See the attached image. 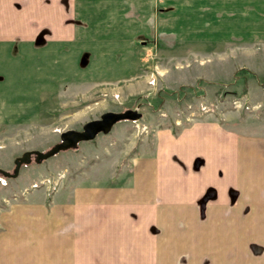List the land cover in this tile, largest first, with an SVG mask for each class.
<instances>
[{"label":"crops","instance_id":"1","mask_svg":"<svg viewBox=\"0 0 264 264\" xmlns=\"http://www.w3.org/2000/svg\"><path fill=\"white\" fill-rule=\"evenodd\" d=\"M14 1L19 8L0 6V17L19 9L30 25H0V33L49 31L56 17L63 50L95 49L75 39L74 25L65 36L64 26L67 17L89 19L93 2ZM143 1L123 0L128 27ZM2 92L9 97V86ZM7 108L0 102V113ZM171 130L143 135L117 123L48 165L23 166L0 185V264H264V138L206 122ZM59 172L63 179L48 186Z\"/></svg>","mask_w":264,"mask_h":264},{"label":"rangeland","instance_id":"2","mask_svg":"<svg viewBox=\"0 0 264 264\" xmlns=\"http://www.w3.org/2000/svg\"><path fill=\"white\" fill-rule=\"evenodd\" d=\"M89 1L90 18L67 17L65 36L74 25L75 39L95 49L63 50L56 17L49 31L0 33V84L11 92L0 98L8 107L0 113V169L12 173L24 152H45L63 132L128 109L142 117L118 123L143 135L163 128L177 134L206 122L264 138V0H144L130 27L123 0ZM14 2L0 6L19 8ZM14 13L0 17L2 28L30 25L19 9ZM63 177L44 181L56 187ZM8 184L0 175V185ZM212 197L208 191L198 203L201 217Z\"/></svg>","mask_w":264,"mask_h":264},{"label":"water","instance_id":"3","mask_svg":"<svg viewBox=\"0 0 264 264\" xmlns=\"http://www.w3.org/2000/svg\"><path fill=\"white\" fill-rule=\"evenodd\" d=\"M142 117L141 113L137 110H125L123 112H105L100 115L97 120H92L85 123L82 131L69 130L63 132L60 136V142L53 145L45 152L30 151L24 152L20 157L14 160V168L12 173L0 169V175L7 179H15L23 165H29L32 161L36 164H41L47 159L55 156L56 154L75 149L82 141H89L96 137L97 134H107L111 131L112 127L121 121H137Z\"/></svg>","mask_w":264,"mask_h":264},{"label":"built area","instance_id":"4","mask_svg":"<svg viewBox=\"0 0 264 264\" xmlns=\"http://www.w3.org/2000/svg\"><path fill=\"white\" fill-rule=\"evenodd\" d=\"M36 187H37V185H33V186H32V188H36Z\"/></svg>","mask_w":264,"mask_h":264},{"label":"trees","instance_id":"5","mask_svg":"<svg viewBox=\"0 0 264 264\" xmlns=\"http://www.w3.org/2000/svg\"><path fill=\"white\" fill-rule=\"evenodd\" d=\"M260 82V81H259Z\"/></svg>","mask_w":264,"mask_h":264}]
</instances>
